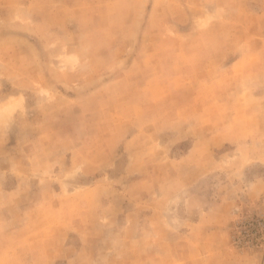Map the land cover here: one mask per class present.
Instances as JSON below:
<instances>
[{"label": "rangeland", "instance_id": "obj_1", "mask_svg": "<svg viewBox=\"0 0 264 264\" xmlns=\"http://www.w3.org/2000/svg\"><path fill=\"white\" fill-rule=\"evenodd\" d=\"M0 264H264V0H0Z\"/></svg>", "mask_w": 264, "mask_h": 264}]
</instances>
